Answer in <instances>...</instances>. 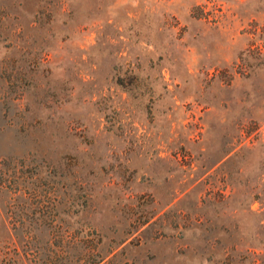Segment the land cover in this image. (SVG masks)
I'll return each instance as SVG.
<instances>
[{"label": "rangeland", "instance_id": "1", "mask_svg": "<svg viewBox=\"0 0 264 264\" xmlns=\"http://www.w3.org/2000/svg\"><path fill=\"white\" fill-rule=\"evenodd\" d=\"M57 253L264 264V0H0V264Z\"/></svg>", "mask_w": 264, "mask_h": 264}, {"label": "trees", "instance_id": "2", "mask_svg": "<svg viewBox=\"0 0 264 264\" xmlns=\"http://www.w3.org/2000/svg\"><path fill=\"white\" fill-rule=\"evenodd\" d=\"M38 260H40V258ZM41 262L42 264H63L58 253L50 254V256L47 255L46 259H43Z\"/></svg>", "mask_w": 264, "mask_h": 264}]
</instances>
